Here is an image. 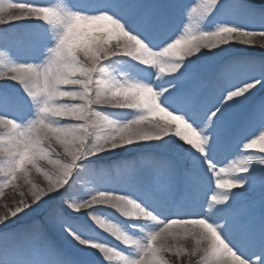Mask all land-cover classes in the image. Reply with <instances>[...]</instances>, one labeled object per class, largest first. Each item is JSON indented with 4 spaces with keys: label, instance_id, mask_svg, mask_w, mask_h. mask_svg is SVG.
<instances>
[{
    "label": "snow or ice",
    "instance_id": "snow-or-ice-1",
    "mask_svg": "<svg viewBox=\"0 0 264 264\" xmlns=\"http://www.w3.org/2000/svg\"><path fill=\"white\" fill-rule=\"evenodd\" d=\"M172 2L178 4L179 0ZM223 2L224 0H202L197 7L186 9L185 15L189 18L199 16L206 19L220 10ZM17 3L34 8H50L55 17L51 24L35 16L25 20H40L52 28L59 26L60 35H64L65 23L83 8L79 3L64 6L47 3V0L44 3L17 0ZM92 7L100 8L96 14H107L128 37L143 42L154 53L180 37L175 31H169V15L161 13L155 6L144 5L141 0H100ZM230 11L248 17L251 22L258 19L260 28L219 26L214 32L222 36L226 34V39L221 40L219 44L205 45L198 54L180 62L179 69L173 70L172 74L167 76L169 79L166 84L156 88L162 95V106L174 116L182 117L203 141L199 150L193 147L191 138L186 143L185 140L173 137L176 151L171 157L142 158L139 166L135 162H126L116 169L120 182L129 181L141 171L146 172L148 183L143 190L144 198L158 204L165 213L169 212V198H175L171 215L167 220L158 219L161 213L156 207L142 205L132 196L114 194L107 190H94L91 195L90 199L99 192L124 197L152 213L153 220L140 222H155L160 225L159 229L146 234L143 239H137L134 233L125 228L128 238L132 241L131 245L99 232L91 218V223H73L78 220L73 213H81L76 209L81 205L86 206L90 200L80 202L74 198L73 176L85 159L116 152L134 144L168 138L151 139L122 134L124 130L130 132L134 124L149 115V109L143 105L120 106L125 102L123 93L145 82L131 81L127 77L117 75L109 70L108 64L118 57L135 59L122 54L125 46L123 42L114 40L103 43L98 40L95 46L81 47L71 54L63 50L65 58L58 61V66L51 63L35 65L19 62L8 65L3 72L28 71L36 74V87L25 89L20 85L35 106V116L27 123L18 122L9 112L15 111L20 115L25 109L15 97L0 89V116L15 122L14 127L8 126L5 134L0 135V195L9 187L15 190L20 180L31 185L28 189L30 200L22 199L14 207L5 205L7 211L0 214V227L6 226L10 217L26 215L30 210L33 213H42L40 220L31 226L27 235L30 240L41 242L47 249L45 264H76L71 257L54 254L51 245L44 241L45 227L63 230L84 250L95 251L99 264H169V256L174 257L177 264H185L186 260L197 256V264H225L219 254L214 253L211 247L205 246L202 234L194 230L170 233L168 239L172 243L161 242V230L167 232V226L172 221L203 223L215 230L241 264H264V231L257 233L255 219L251 216L253 205L243 203V190L259 189L264 192V167H261L264 166V159H259L264 155H256L257 163L252 167H249L252 164L250 158L239 162L244 167L238 166L237 163L221 166L222 161L218 159L223 153L224 161H227L237 154L241 147L248 149L249 141L264 134V99L256 103L250 111L246 112L242 108L257 88H264V61H240L218 68H201L193 63V57L200 58L201 53L206 56L209 52L229 44L251 45L254 38H264V2L250 8L240 0H232ZM17 21L19 20L9 21V24ZM189 34L191 31L185 35ZM0 47L7 48L8 45L0 43ZM48 51L55 52L56 49L50 48ZM0 55L5 53L0 51ZM135 61L142 65L138 60ZM142 66H145L147 79L150 75L148 67ZM152 70L155 71L154 68ZM62 93L71 94V98H61ZM44 100L48 106L72 117L44 118L51 119L69 133L63 142L66 145L65 154L72 163L58 158L51 149H46L43 141L35 135L32 120L37 119V105ZM103 109L136 111L139 115L130 122L121 124L105 115ZM65 121L68 123H63ZM90 138L94 139V144L89 147L87 141ZM26 149L33 153L50 154L49 159L52 161L51 166L56 169L55 174L42 169L35 155L29 161ZM98 149L103 150L97 151ZM31 170L44 176L48 184L46 189L31 183ZM236 173L240 175L234 176ZM109 174L110 170H87V175L98 184L105 183L104 177ZM21 195L24 196V193L21 192ZM123 218L133 222L129 228L135 227L134 222L138 221ZM4 238L5 234L0 233V240ZM109 239L113 243H108ZM187 240L194 242L191 249L186 248L185 244H173V241ZM92 243L107 244L115 249L119 259L114 261L107 258L97 248L92 247ZM118 245H123L124 251L128 253L135 250V255L130 258L129 254H122Z\"/></svg>",
    "mask_w": 264,
    "mask_h": 264
},
{
    "label": "bare ground",
    "instance_id": "bare-ground-1",
    "mask_svg": "<svg viewBox=\"0 0 264 264\" xmlns=\"http://www.w3.org/2000/svg\"><path fill=\"white\" fill-rule=\"evenodd\" d=\"M28 2L44 3L45 0H28ZM201 2L202 0H179V3L176 4L173 3L172 0H164V3L163 0L142 1L144 5L155 6L161 13L169 15L171 20L169 31H175L177 36L185 35L189 31H191L192 34L215 31L221 25H233L247 29L260 28V21L258 19L251 22L248 17L243 15H236L235 17L227 16L226 8L231 5L232 0H224L221 9L206 19H201L199 16H192L189 18L185 15L186 9L191 10V8L197 7ZM240 2L248 5L250 8H255L259 0H240ZM47 3L61 4L64 6H72L73 3L74 5L78 4L77 1L69 2V0H47ZM38 27H42V30L38 31ZM55 32L56 30L53 29L52 26L35 19L21 20L12 24L0 26V43H6L8 45L7 48L0 47V51L5 53V55H0V71H4L8 65L14 62L32 63L35 65L46 64L49 57L48 49L54 46L53 36ZM9 51H11L12 54H10ZM159 51H162V49ZM23 52L26 53L27 58L23 56ZM240 61H264V38H254L251 45L229 44L213 52H209L206 56L201 53L200 58L193 57V63L201 68H218ZM147 67L150 75L146 79L144 72L145 66L139 65L131 58L118 57L108 64L109 70L117 75L127 77L131 81L154 84L158 70L153 71L151 66ZM167 79H169V77L162 78L163 86L166 84ZM157 83L159 82L156 81V84ZM0 89L6 90L9 95L15 97L19 105L25 109L20 115H17L15 111H10L9 115L14 116L18 122L22 124L34 118L35 106L18 83L11 80L0 81ZM260 90V88H257L244 102L242 106L244 111H250L256 103L264 99V90L257 95ZM102 111L105 115H108L110 119L116 120L121 124L130 122L139 115L138 112L129 110L103 109ZM63 123L66 124L68 122L65 121ZM173 140V137H168L161 141L134 144L127 148L118 149L116 152L103 153L99 156L85 159L81 162V168L78 169L73 176L74 198L83 202L91 198L94 190H107L114 194L132 196L139 200L142 205L156 207L157 211L161 213L158 219L167 220L171 215V209L175 205V198H169V212L165 213L158 204L150 203L151 201H147L144 198L143 190L147 187L148 183V174L146 172L141 171L129 181L120 182V178L116 175V169L126 162H135L139 166L142 158L164 159L171 157L176 151V145L173 143ZM237 154L238 157L231 156L230 159L224 161V163L222 162L221 166L237 163L238 166L244 167V165L239 164V162L250 158L252 164L249 165V167H252L257 163L258 157L256 155H261L244 147H241ZM259 159H264V156H260ZM108 163L115 168H109ZM145 163L147 164L150 162ZM88 169H93L96 172L100 170H110V174L104 177L105 183L98 184L87 175ZM233 175L239 176L240 174L236 173ZM29 180L40 188H43L47 183L43 175L34 171L29 177ZM30 186L29 183L20 180L15 190L11 187L5 189L3 195H0V214L7 211L5 205L14 207L22 199L30 200L28 194ZM21 192L24 193V196L21 195ZM243 198V203L245 205H253L251 216L254 217L255 220L260 221L258 225H255L257 233L264 231V228L260 227L264 216H259L260 213L256 212L257 209H264V192L259 189L256 191L243 190ZM101 211L106 219H110L112 222L128 229L135 234L137 239H143L146 234L154 232L160 227V225L155 222L143 223L137 221L134 222L135 227L129 228V225L133 222L126 221L113 209L104 208ZM41 215L42 213L40 212L33 213L30 210L26 215L19 214L16 218L10 217L7 225L0 227V233L5 234V238L0 240V264H45L48 257L47 249L41 242L30 240L27 235L31 226L40 220ZM73 215L78 217V220L73 223H91L90 217L86 212L73 213ZM44 241L51 245L55 255L71 257L76 261V264H99V257L95 251L84 250L63 230L45 227ZM185 242L186 241H173V244L180 246ZM108 243L113 242L109 239ZM3 247H6L9 254ZM118 247L121 248L122 254H129L130 258L135 255V250H131V253H128L124 251L123 245H118ZM168 259L170 262L171 256H169Z\"/></svg>",
    "mask_w": 264,
    "mask_h": 264
},
{
    "label": "clouds",
    "instance_id": "clouds-1",
    "mask_svg": "<svg viewBox=\"0 0 264 264\" xmlns=\"http://www.w3.org/2000/svg\"><path fill=\"white\" fill-rule=\"evenodd\" d=\"M97 3L100 0H96ZM264 2V0H259ZM46 20L49 24L54 22V13L50 8H34L26 4L17 3L16 0H0V26L9 24L13 20H25L31 17ZM56 30L53 36L54 46L51 49H56L55 52H49L47 63L58 66V61L64 59L63 50H67L71 54L78 48L86 46H95L97 41L103 43H110L118 40L124 43L123 55L131 56L138 60L140 64L151 66L158 70L156 80L157 84L142 83L136 88L122 94L124 103L120 106H136L143 105L149 109L147 118L142 119L133 125L131 131L124 130V133L131 137H149L151 139H163L164 137H175L177 139L185 140L187 143L189 138L193 140V147L202 145L203 141L195 133V130L183 120L182 117L174 116L162 106V95L156 91L157 87L163 86V77L172 74L173 70H178L180 62L190 58L192 55L198 54V51L205 45L211 46L219 44L221 40L226 39L227 35H221L214 31L200 32L198 34L181 35L174 40L162 51L152 52L147 45L139 40L128 37L126 33L122 32L113 22L111 17L105 13H90L88 11V0H83L82 11L74 15L69 21L65 23L64 35H60L61 29L59 26L53 28ZM23 67V65H21ZM11 80L25 89L36 87V74L34 72L24 71L17 72H3L0 71V81ZM30 95L33 93L29 92ZM61 98L69 97L71 94L62 93ZM117 106V105H113ZM37 119L32 120V127L35 129V135L43 141L46 149H51L58 158L68 161L69 157L65 154L66 145L64 139L69 136V133L59 127L51 119H44L45 117L61 116L63 118H72L66 116L59 109L47 105L46 100L41 101L38 105ZM8 126H15L12 119H7L0 116V135L5 134ZM119 142V140H117ZM94 144V139H89L87 145L90 147ZM83 147V145H81ZM249 150L255 153L264 155V134L258 135L255 139L250 141L247 145ZM79 151V148L77 149ZM98 149L97 151H102ZM26 155L31 161L33 155L40 161V167L47 169L48 172L54 173L56 169L51 166L52 161L49 159L50 154L43 152L33 153L26 149ZM243 170V168H241ZM36 172L35 170H31ZM46 183L43 188H47ZM113 209L121 217H126L129 220L149 221L153 220L152 213L141 207L135 201L124 198L115 197L105 192H99L92 196V199L87 201L86 206H79L76 211L86 212L90 216L94 227L101 233H106L116 240L124 244L131 245L132 241L128 238V233L125 228L117 223L106 219L102 214V209ZM147 226V225H145ZM168 231L161 230L163 243H172L168 239L169 234L173 232H191L196 231L202 234L206 244L211 247L214 253L219 254L225 261V264H241L238 257L227 248L222 238L212 229L211 226L203 223L194 222H178L172 221L167 226ZM185 247L191 249L193 241L187 240ZM92 247L97 248L101 254L107 258H112L114 261L119 257L115 249L110 248L105 243H92ZM199 257H192L185 261V264H197ZM169 264H177L174 257H171Z\"/></svg>",
    "mask_w": 264,
    "mask_h": 264
}]
</instances>
